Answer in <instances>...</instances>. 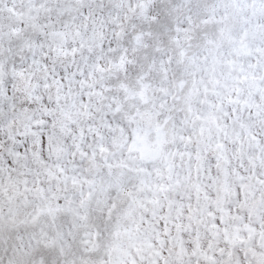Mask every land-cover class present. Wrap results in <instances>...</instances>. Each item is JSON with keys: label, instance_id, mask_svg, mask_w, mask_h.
Wrapping results in <instances>:
<instances>
[{"label": "snow or ice", "instance_id": "1", "mask_svg": "<svg viewBox=\"0 0 264 264\" xmlns=\"http://www.w3.org/2000/svg\"><path fill=\"white\" fill-rule=\"evenodd\" d=\"M0 264H264V0H0Z\"/></svg>", "mask_w": 264, "mask_h": 264}]
</instances>
